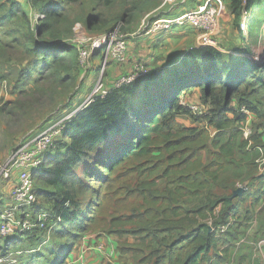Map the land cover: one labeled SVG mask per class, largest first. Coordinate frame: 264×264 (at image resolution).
<instances>
[{"label":"trees","instance_id":"16d2710c","mask_svg":"<svg viewBox=\"0 0 264 264\" xmlns=\"http://www.w3.org/2000/svg\"><path fill=\"white\" fill-rule=\"evenodd\" d=\"M117 2L0 0V81H7L13 98L0 101V115L18 122L79 102L85 74L72 42L74 25L106 34L119 24L124 34L137 13L150 11L159 0H122L120 13L110 19L105 10ZM227 2L236 41L225 46L219 40L223 51L190 46L178 63L149 69L130 61L128 50L126 71L115 81L133 75L135 65L144 66L146 74L118 88L114 81L104 87L106 94L99 90L80 110L77 105L33 170L37 203L31 219L40 212L52 218L43 228L38 224L9 236L4 245L8 236L0 235V259L28 254L23 246L37 244L50 246L52 261L64 251L56 264H70L80 240L101 232L114 237L124 264L245 262L250 243L264 239V171L257 161L264 159V59L253 60L256 52L264 54L258 32L264 0ZM160 18L165 17H150L147 26ZM97 54L102 61L104 50L90 59ZM196 90L202 102L196 104L208 109L206 116L181 104H195L189 97ZM233 101L238 108L230 107ZM240 107L255 119L250 143L242 134L246 116ZM183 116L201 125H183ZM239 185L246 189L233 198ZM9 204L1 194L0 227ZM250 232L253 242L247 239ZM21 244L22 250L12 251L11 245ZM30 251L31 259L41 252Z\"/></svg>","mask_w":264,"mask_h":264},{"label":"built area","instance_id":"2783aa9c","mask_svg":"<svg viewBox=\"0 0 264 264\" xmlns=\"http://www.w3.org/2000/svg\"><path fill=\"white\" fill-rule=\"evenodd\" d=\"M225 6L226 5L220 0H206L204 4L198 6L194 11L187 12L175 18H160L153 21L148 26L143 22L141 28H143L144 35H150L170 30L174 26L184 27L189 25L199 32L200 38L198 46H209L223 51L219 47L218 39L221 33V19H223L225 9L227 8ZM82 27V24L76 23L73 27V31H77V28L82 29ZM77 39L78 40L73 43L76 45L78 51L81 69L84 70L85 73L90 67V58L96 51L104 50L106 58H110L119 65H123L127 62V38L122 33L119 34L116 31L101 35L84 33ZM105 64L106 59L102 64L103 70ZM132 70L134 72L133 75L120 76V78L115 81L114 87L118 88L121 85L130 83L136 75H144L147 72V69L141 65H135ZM101 80L102 79L99 80V84H101ZM99 90H101L102 94H106V90L102 89L101 85H98L94 88L92 95ZM8 94L9 85L7 81H0V101L3 102ZM181 104L187 106L195 116H206L209 114L208 109L202 105L187 104L183 100L181 101ZM241 112L246 116L245 124L242 128V134L244 139L250 143L249 139L252 134L250 122L252 116L245 108H241ZM70 117L71 114L45 132L33 138L28 143L18 147L5 160L0 161V181L9 179L13 174L16 176V184L12 192V197L10 198V204L1 216V236L9 237L23 233L24 231H30L38 224L43 228L45 223L51 220L52 216L48 212L38 213L35 221L31 219L32 212L30 208L33 209L37 203V196L34 193L33 170L42 162V155L53 148L54 140L59 135L63 122ZM260 151L262 152V150ZM257 161L260 163L259 172H263L264 159L260 158ZM239 187L246 189L244 185H239ZM26 210L27 213L22 217ZM58 221L59 220H57V222ZM54 225L50 226L49 232ZM263 243L264 241H260L259 245H263ZM12 256L13 255L11 254L0 259V263L17 264L16 258H13ZM111 258V254H106L103 259V264L112 262Z\"/></svg>","mask_w":264,"mask_h":264},{"label":"rangeland","instance_id":"374dc122","mask_svg":"<svg viewBox=\"0 0 264 264\" xmlns=\"http://www.w3.org/2000/svg\"><path fill=\"white\" fill-rule=\"evenodd\" d=\"M121 1L122 0H118L117 4H115L112 8L105 10L107 17H109L110 19H114L120 13ZM85 10L87 12H89L88 7L87 8L85 7ZM78 12H79V10L78 11L75 10L74 14L78 15ZM154 15H151V16H154ZM140 16H141V14L137 13L135 15L134 19L128 25L124 26L125 30H124V34L123 33L122 34L124 36H126V38H129L128 42L138 41L139 44H141V43L153 44L154 43L153 39L155 38V36L153 35L150 37V35H144L143 34V28H141L142 27V21L140 23V18H141ZM113 22L114 21H111V23H113ZM145 23H146V21H145ZM225 24H226V26H225ZM120 25H121V23H120ZM115 27L116 28L113 31H116L117 33L121 34V32H120L121 27L119 26V24H117V25L115 24ZM187 27H190V26L189 25H186L185 27L176 26L165 37L166 38L165 40L163 39L160 41H156V44L159 43L158 44L159 46H157V48H159V50L165 49V51H168L167 55L169 58H171L172 61H176L178 59V57H180V54H182L188 47L194 45L193 43H191V39H192V35L195 33L189 32L190 30H185V29H187ZM260 27H261L260 30H258L259 36H260L261 40L264 41V24L261 25ZM77 29H78L77 31H74L72 42L78 40L77 38L80 37L82 34L87 33L84 29V25H83L82 29H80V28H77ZM181 33L183 34L182 35L183 38H180ZM184 33H186V34H184ZM101 34H103V33H101ZM101 34L94 33L93 35H101ZM156 35H158V34H156ZM245 37L250 38V35L249 34L247 35V32H245ZM161 38H162V35H160L157 39H161ZM256 38H257V35L253 36L252 40H251L253 49L256 46ZM219 40H220L221 45H225V46L232 44L236 41V35H235V32L231 26L230 13H229L227 8L225 9V15H224L223 19H221V33H220L218 41ZM143 41H145V42H143ZM161 41L163 42V45H160ZM164 44H166V46ZM130 45L132 47V44H130ZM129 59L132 62L138 60V59L135 60V58L132 56V50H131V54H129ZM262 59H264V54H262L261 52H256L255 56L253 57V60L259 61ZM99 62H100L99 58L98 59L95 58V60L90 59V64L92 63V65L94 67L91 69L89 67L88 71L86 73L84 72L85 80L83 83V89L80 91V94H79L80 100H79V102H78V100L76 102H74L72 104V107L69 106L67 108V110H64V111L54 110L53 113L48 116L47 113L49 112V110L44 109L43 111H45V110L46 111L43 114L44 116H42L41 118L40 117L36 118L35 116H31L29 118H23L22 120H20L18 122H13L11 120V118H9V117L4 118L3 116L0 115V161L5 160L12 152H14L21 145L28 143L29 141H31L33 138H35L39 134L45 132L46 130L51 128L53 125L57 124L62 119H65L70 114H72L78 108L77 105L79 104L78 106H80L85 101V99L88 97V95L91 94V92L93 93L94 88H96L98 85L99 86L101 85V88L103 89L104 86L106 87L107 83L113 84L115 79L119 75H121L122 72H125L123 70V68H124L123 65H119L116 62L112 61L111 59H108L107 64L104 67V70H103L102 65H100ZM1 71H3V69H2V66L0 65V76L2 75ZM100 79H102L101 84L98 83ZM198 95H199V93L196 90L195 93H193L189 97V101L192 103H195V104L196 103L202 104V102H200V100L197 99ZM12 99L13 98L10 95V93L5 98V100H12ZM230 107H232L233 109L238 108L234 101L230 104ZM240 109H241V107L239 108V111H240ZM229 117H232V113H229ZM43 119H45V120H43ZM254 120L255 119L252 116V119H251L252 124H253ZM180 121L183 125H186V126L201 125L199 123L197 124V122L190 116H183L182 118H180ZM13 177H14V174L10 177V180L14 181L15 179H13ZM6 183H8V182L2 181L0 184V198H1L2 189ZM93 233H98V232H93ZM251 235H252V233L250 232L247 239H248V241L253 242V240L251 239L252 238ZM111 237L114 239L113 236H111ZM11 239H12L11 237L4 238L1 241L2 245H4L6 240H11ZM82 240H83V238L80 240V242L77 244V246L75 248H78V246L82 242ZM125 240H127L128 242H133L132 237L125 238ZM23 245L24 244L19 245L20 248H19V246H17L15 248L14 245H11V247L14 248L12 251L22 250L21 247ZM23 249H28L27 251L29 253L28 254L23 253L20 255H15V258L17 259V261L20 264H26L29 261V259H30V262H32L31 264H56L61 259L62 255L64 253V251H63V253H61V255L58 257L57 260L52 261V257L50 255V253L48 252L50 250L49 245H46V246L41 245L40 246L37 244H32V246H30V247H27V245H24ZM31 249H36V251L37 250L41 251L39 255H34L35 260L31 259V255L33 252V251H30ZM105 255H104V258H105ZM50 257H51V259H50ZM111 260L113 261L112 258H111Z\"/></svg>","mask_w":264,"mask_h":264},{"label":"crops","instance_id":"0c3cea01","mask_svg":"<svg viewBox=\"0 0 264 264\" xmlns=\"http://www.w3.org/2000/svg\"><path fill=\"white\" fill-rule=\"evenodd\" d=\"M205 1L206 0H159L155 8H151L150 11H143L142 13H140L141 14L140 23L141 21L142 23L145 21L148 22V19L152 17L151 15L154 14L165 18L177 17L183 15L187 12L196 10L198 6L204 4ZM220 1L224 5L228 6L227 0H220ZM185 30H190L189 32L195 33L192 35L191 43L194 44L193 46H198L199 38H200L199 32L193 29L192 27H187V29ZM171 31L156 33L158 35L156 34L150 35V37L153 35L155 36V38L153 39L154 41L153 44L150 43L139 44L138 41H133L131 43L129 42L128 44L129 54H131V50H132V56L135 58V60L138 59L139 61L143 62L145 65L148 66L149 69H155V68L158 69L161 67L172 66L173 64H175L174 62L176 61H172L171 58L168 57L167 55L168 51H165V49L159 50V48H157V46H159L158 45L159 43L156 44V41H160L163 39L165 40L166 39L165 37ZM160 35H162V38L157 39ZM180 35H181L180 38H183L182 36L183 34L181 33ZM160 43H161L160 45H163L162 41ZM130 44H132V47ZM164 45L166 46V44ZM182 55L183 53L180 54V57L178 58L179 60L182 57ZM95 58L98 59L99 54H97ZM104 59L105 57L103 56V60L99 62L100 65H102ZM179 60H177L176 63H178ZM93 67L94 66L92 65V68ZM124 71H126V69ZM111 85H112L111 83H107L106 88H109ZM90 95L91 94L88 95V97L85 99L84 102L88 100ZM84 102L81 105H83ZM5 181H7L8 183H6L5 186L3 187L1 194L5 199H10L12 197V192L16 183V179L14 181L9 179ZM260 241H264V239ZM259 242L256 245L250 243L252 247V252L249 251L245 259V262L243 264H264V243L263 245H259ZM105 254H109V255L111 254L113 262L115 264H124L118 259V254L116 253V243L111 236H107L102 233H90L84 236L78 248H75L73 250L72 254L70 255V259H71L70 264H102Z\"/></svg>","mask_w":264,"mask_h":264},{"label":"water","instance_id":"95a60500","mask_svg":"<svg viewBox=\"0 0 264 264\" xmlns=\"http://www.w3.org/2000/svg\"><path fill=\"white\" fill-rule=\"evenodd\" d=\"M105 56H106V53H105ZM88 102H89V99H88L86 102H84V104L81 105L77 110H80V109H81L83 106H85ZM72 114H73V113H72ZM72 114H71V116H72ZM243 192H244V188H243V187H237V189H235V190L233 191L232 197H233V198H235V197H239V196H241V195L243 194Z\"/></svg>","mask_w":264,"mask_h":264},{"label":"clouds","instance_id":"9594fccd","mask_svg":"<svg viewBox=\"0 0 264 264\" xmlns=\"http://www.w3.org/2000/svg\"><path fill=\"white\" fill-rule=\"evenodd\" d=\"M104 57H105V59H107V58H108V57L106 58V56H105V51H104ZM105 59H104V61H105ZM109 59H110V58H109ZM105 66H106V64H105ZM90 69H91V66H90ZM103 89H104V88H103ZM91 95H92V93H91ZM91 95H90V97L88 98V99H89V101H90L91 97L93 96V95H92V96H91Z\"/></svg>","mask_w":264,"mask_h":264}]
</instances>
